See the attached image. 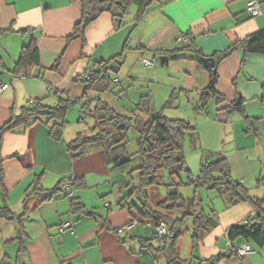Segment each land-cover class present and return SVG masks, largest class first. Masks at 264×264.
<instances>
[{
	"label": "crops",
	"instance_id": "1",
	"mask_svg": "<svg viewBox=\"0 0 264 264\" xmlns=\"http://www.w3.org/2000/svg\"><path fill=\"white\" fill-rule=\"evenodd\" d=\"M150 1L135 0L123 23L104 12L87 27L84 39L68 41L82 15L79 0H0V28H10L0 37V88L8 84L0 91V128L11 118L12 109L20 111V97L25 93L30 98L44 97L32 90L37 82L26 78L42 76L38 82L55 87L56 93L62 90L80 97L84 84L79 78L97 63L123 54L112 63L114 85H120L119 103L113 107L128 114L143 94L150 93L155 108L165 113L166 108H182L177 99L185 98L186 108L220 124L228 141L224 155L233 177L252 196L264 199V54L238 49L223 59L216 86L223 100L211 99L200 109L211 72L195 51L184 48L187 42L179 40L189 33L204 56L224 51L236 40L264 30V0L263 12L257 16L248 13V0ZM34 38L40 63L16 75L22 49ZM162 55L168 56L167 63H160ZM145 58L155 65L146 67ZM131 89L138 98L131 100ZM237 95L244 100V112L227 111ZM125 96L130 103L123 101ZM172 96L173 105L165 107ZM73 120L67 118L70 123ZM250 120L256 122L255 127ZM65 141V137L52 139L40 120L3 134L0 207H8L14 219L0 217V264H161L165 258L142 244L154 240L158 246L153 239L158 227L156 221L139 214L136 193L126 174L130 164L114 167L101 150L72 158ZM137 158L133 169L140 165ZM259 179L263 182L258 183ZM68 180L74 181L78 209L63 189L50 198L33 193L34 183L40 192L59 183L64 187ZM227 206L221 214L215 209L219 225L200 243L194 264H264V245L254 243L255 251L242 258H213L227 245L228 228L256 215L248 202ZM66 220L73 222L72 228L60 231ZM192 251L191 245L186 258Z\"/></svg>",
	"mask_w": 264,
	"mask_h": 264
},
{
	"label": "trees",
	"instance_id": "2",
	"mask_svg": "<svg viewBox=\"0 0 264 264\" xmlns=\"http://www.w3.org/2000/svg\"><path fill=\"white\" fill-rule=\"evenodd\" d=\"M134 1L79 0L82 15L75 24L72 34L68 36V41L76 38L84 39L87 27L104 12H110L116 21L123 23L124 17L129 13ZM145 13L146 11L142 12L141 17L138 18H142ZM9 30L10 28H0V37ZM181 38H184V41L187 42L184 48L195 51L200 59L204 56L201 50L195 47L194 38L189 33H183ZM238 49H243L246 53L264 54V30L240 38L226 50L212 55L216 60V64L214 68H209L211 72L210 82L202 92L198 104L200 109L206 108L211 99H216L219 102L223 100V96L216 87L219 80L218 64ZM158 52L159 54L163 53ZM122 58L123 54H119L112 59L103 60L88 70L89 77L87 79L81 76L79 79L84 84V92L80 97L56 93L58 101L53 105L47 104L44 97H35L29 103L22 105L18 113L12 109L11 118L0 128L1 176H3L1 143L5 132L13 131L19 126L27 127L40 120L48 126L49 135L52 139L62 141L68 123V110L76 103H80V119H84L86 115H89L93 118L94 125L91 127L89 135L79 131L74 138L65 141L67 152L72 158H78L94 150H101L104 152L107 163L114 167L126 166L131 163L134 156V154L127 151L128 131L135 129L138 133V151L136 155L140 159V165L135 168L138 171L137 184L134 180H131L130 184L133 185L137 197L142 195L144 199L139 214L144 218L153 219L156 221L157 226L161 222L167 225V232L163 237H160L157 233L153 238L158 243L157 247L153 244L154 240L142 241V244L150 249L155 256H163L167 264H194L195 251L199 248L200 243L219 225L215 209L209 211L204 209L198 191L193 196L186 197L181 191L183 182L175 180L180 172L186 171L189 173L185 155V139L186 136H189L194 145H197L199 140L197 137L198 129L187 119L170 118L164 113L163 108L157 110L154 106L153 96L150 93L143 94L136 103L135 108L128 114L118 112L105 100L103 95L107 92H113V84L116 83V79L112 75L114 71L112 63L114 60L118 62ZM39 63L40 53L34 38L31 44L23 47L21 59L15 66V74L19 75L23 69H27L29 72L33 66L39 65ZM57 63L58 61L53 67L57 66ZM27 71L26 75L28 74ZM91 92L94 93V96H91ZM174 98L175 96L170 97L165 107L172 106ZM82 99L86 100L82 101ZM226 109L227 111L239 110L244 112L243 98L237 95L227 105ZM246 118L249 119L248 116ZM249 122L255 127L256 122L254 120ZM211 158L212 160H209ZM164 171L169 173L172 180L166 183V197H156V207H153L149 202L147 189L161 185L160 177ZM188 176L191 178L190 184L194 185L196 190L198 187L217 190L221 194H226L229 203L232 205L239 202L250 203L256 209V215L246 219L244 223L230 226L228 228V239L232 242L241 239L250 244L264 245V199L252 196L249 188L233 177L228 159L223 152L209 151V158H202L198 175L192 178L189 173ZM261 182H263V179H259L258 183ZM70 183L73 188L74 181L70 180ZM36 184L34 183L36 188L33 193L45 198L52 197L53 194L64 188L59 183L51 190L41 189L42 191L38 192ZM70 199L74 202V195ZM80 207L79 203H73L74 209ZM176 214L180 215L176 216ZM0 217L14 219V214L8 207H0ZM189 217L192 218L191 242L193 251L192 256L186 258L181 255L179 240ZM232 256L221 253L220 249L219 253L213 258L217 260ZM201 263L202 261L199 264Z\"/></svg>",
	"mask_w": 264,
	"mask_h": 264
},
{
	"label": "rangeland",
	"instance_id": "3",
	"mask_svg": "<svg viewBox=\"0 0 264 264\" xmlns=\"http://www.w3.org/2000/svg\"><path fill=\"white\" fill-rule=\"evenodd\" d=\"M4 79H7L4 77ZM42 79V76L36 77H28L26 78V81L34 80L37 82V85L33 87V91L37 92L39 91V96H44V101L49 104L53 105L57 103L58 97L56 94V88L55 87H49L48 84L44 85L43 83L38 82V80ZM16 81V80H15ZM114 85V84H113ZM13 89V85H11ZM115 86V85H114ZM120 85H116L114 92H110L108 94H104V99L107 100L112 106L117 107L119 103L118 99V92L120 91ZM58 94H67L68 92H57ZM41 94V95H40ZM71 93H68V95ZM91 96H94V93H90ZM89 94V96H90ZM131 100H134V98H138V95H136L135 90L131 89ZM38 96V95H37ZM25 97V98H24ZM76 97V96H75ZM23 98V99H22ZM20 97L21 103L19 104H27L30 100H33L34 97H26V93L23 97ZM43 98V97H42ZM91 98V97H90ZM123 101L130 103V98L128 99V96L121 97ZM156 101L160 102V99L155 97ZM86 99H82V101H85ZM91 101V100H90ZM181 102L182 108H166L165 114L173 118L174 116H179L177 118H185L188 119L192 125L196 126L198 129V144L194 145L193 141L189 136H186L185 139V155H186V161H187V167L189 169V173L191 174L192 178H195L200 169V159L209 158V151H219L222 150L224 153V150L226 152V148H228V141L224 136L223 129L220 128V124L217 122L212 121L209 119L206 115H203L201 112H197L196 110H190L186 108L188 105L187 100L183 98L177 99V102ZM157 102V104H158ZM22 105H19L22 106ZM80 103H76L75 105L71 106L67 113V118H74V120L70 123L68 122L66 124V128L64 130V137L67 141L71 140L75 137V134H77L79 131L83 132L84 134L89 135L91 133V127L94 125V120L91 116L86 115L84 119H80ZM172 112L175 115H172ZM69 116V117H68ZM74 136V137H73ZM127 151L130 154H134L132 161L130 163L129 170L126 172L129 181L134 180L137 184L138 182V171L133 169L135 164L138 162V155H136V152L138 151V133L135 129H130L128 131V144H127ZM209 160H212L209 159ZM188 172L182 171L180 172L178 177H175V180L178 182H183V185L181 186V191L184 196L189 197L193 196L196 191H198V194L202 198L204 209L209 211L211 209H216L219 214L225 211L226 207H230L227 205H232L228 201V196L226 194H221L217 190L211 189L207 190L205 187H198L196 190V187L192 184L191 178L188 176ZM132 175V176H131ZM134 177V179H133ZM171 178L169 176V173L167 171H164L161 174L160 182L161 185L154 186L152 188L147 189V194L149 195V202L153 207H156V197L158 198H165L167 194V187L166 183L171 182ZM69 181V180H68ZM67 181V182H68ZM66 182V183H67ZM64 191V188H63ZM141 195V194H140ZM135 197L137 198L138 205L140 209L143 207V196L137 197V193L135 194ZM141 197V198H140ZM142 200V201H141ZM180 215V214H176ZM193 232L192 227V218L189 217L186 220V227L183 230V234L180 237L179 245H180V252L183 257L188 256L190 250H191V236ZM161 264L165 263V259H160Z\"/></svg>",
	"mask_w": 264,
	"mask_h": 264
},
{
	"label": "built area",
	"instance_id": "4",
	"mask_svg": "<svg viewBox=\"0 0 264 264\" xmlns=\"http://www.w3.org/2000/svg\"><path fill=\"white\" fill-rule=\"evenodd\" d=\"M247 11L251 16H257L262 14L263 12V5L261 0H248L247 1ZM179 40H184V38H179ZM143 63L146 67H153L155 65V62L151 59H143ZM82 77L84 79H87L89 77V71L85 72ZM8 84L5 83L2 85L0 88V91L3 89L7 88ZM64 192L65 195L68 196L69 198L73 197L74 192L71 186L70 181L65 183L64 185ZM73 226V222L71 220H66L63 221L60 224V231H64L66 229H70ZM158 234L160 237H163V235L167 232V225L164 222H161L158 226ZM255 249L252 246V244L248 242H243V243H236L232 241H228L227 245L221 249V253H225L228 255H233L238 258H242L252 252H254Z\"/></svg>",
	"mask_w": 264,
	"mask_h": 264
},
{
	"label": "water",
	"instance_id": "5",
	"mask_svg": "<svg viewBox=\"0 0 264 264\" xmlns=\"http://www.w3.org/2000/svg\"><path fill=\"white\" fill-rule=\"evenodd\" d=\"M160 63L163 64L164 61H166V63L168 62V56H160ZM202 62L204 63V65L208 68H214L215 64H216V60L213 56H203L201 58Z\"/></svg>",
	"mask_w": 264,
	"mask_h": 264
}]
</instances>
